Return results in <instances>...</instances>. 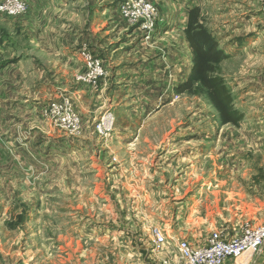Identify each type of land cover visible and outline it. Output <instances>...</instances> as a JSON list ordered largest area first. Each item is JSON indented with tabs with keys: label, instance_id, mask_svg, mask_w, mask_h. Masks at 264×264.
Returning <instances> with one entry per match:
<instances>
[{
	"label": "rangeland",
	"instance_id": "obj_1",
	"mask_svg": "<svg viewBox=\"0 0 264 264\" xmlns=\"http://www.w3.org/2000/svg\"><path fill=\"white\" fill-rule=\"evenodd\" d=\"M105 1L112 26L138 29L154 51L172 20L189 21L199 9L200 24L230 56L217 71L244 120L223 126L207 91L198 84L183 91L193 60L167 92L165 74L141 73L136 83L98 56L106 75L87 86L78 81L82 48L74 88L46 86L41 116L2 121L0 264H176V241L204 247L214 232L232 238L264 221V0H172L165 10L141 0L155 9L150 35L123 17L136 0ZM26 6L0 17L20 19ZM64 101L75 127L51 105ZM155 229L170 246L157 249Z\"/></svg>",
	"mask_w": 264,
	"mask_h": 264
},
{
	"label": "crops",
	"instance_id": "obj_2",
	"mask_svg": "<svg viewBox=\"0 0 264 264\" xmlns=\"http://www.w3.org/2000/svg\"><path fill=\"white\" fill-rule=\"evenodd\" d=\"M25 1L29 11L24 17H0V127L5 116H41L46 86L50 91L74 88V78L81 72L82 48L96 58L106 56L110 69L122 66L133 77L147 73L154 80L165 74L167 92L183 80L192 63L185 17L172 20L171 31L156 37L160 46L154 51V44L140 43L138 29L124 22L112 26L111 5L105 0ZM155 1L165 10L172 0ZM175 262L180 264L179 259Z\"/></svg>",
	"mask_w": 264,
	"mask_h": 264
},
{
	"label": "built area",
	"instance_id": "obj_3",
	"mask_svg": "<svg viewBox=\"0 0 264 264\" xmlns=\"http://www.w3.org/2000/svg\"><path fill=\"white\" fill-rule=\"evenodd\" d=\"M26 3L24 0H6L0 5V13L9 16L20 15L26 12ZM155 9L148 3L141 0L127 3L123 9V17L130 24H141L144 33H153L155 25L149 22ZM84 61V74L79 77V83L87 86L97 85L106 75L104 63L95 58L84 49L82 53ZM59 110V116L62 123L67 127H75L77 124V115L67 110L68 102L63 104H51ZM104 121L108 120L106 117ZM103 123L105 124V122ZM153 239L157 249L170 246L171 241L159 229L153 232ZM175 247L180 258L181 264H259L263 260L264 264V221L259 226H247L240 235L232 238H225L222 233L214 232L211 234L204 247H195L186 240L176 241ZM251 254V258L243 257ZM248 259V262H246ZM245 260V261H244ZM236 262V263H235ZM163 264H170L165 261Z\"/></svg>",
	"mask_w": 264,
	"mask_h": 264
},
{
	"label": "trees",
	"instance_id": "obj_4",
	"mask_svg": "<svg viewBox=\"0 0 264 264\" xmlns=\"http://www.w3.org/2000/svg\"><path fill=\"white\" fill-rule=\"evenodd\" d=\"M199 17V9L189 13L186 37L193 54V66L190 77L181 88L185 91L198 84L207 91V98L218 113L220 124L238 125L244 120V115L235 109L229 87L217 71V67L223 65L230 56L205 31Z\"/></svg>",
	"mask_w": 264,
	"mask_h": 264
}]
</instances>
